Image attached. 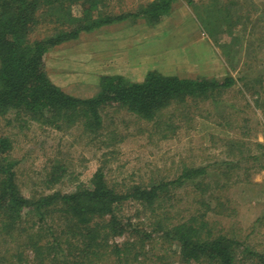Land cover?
I'll return each instance as SVG.
<instances>
[{
    "label": "trees",
    "instance_id": "obj_1",
    "mask_svg": "<svg viewBox=\"0 0 264 264\" xmlns=\"http://www.w3.org/2000/svg\"><path fill=\"white\" fill-rule=\"evenodd\" d=\"M122 1L0 0V117L13 114L22 122L56 131L80 128L93 137L103 130L102 114L108 110H122L155 129L162 123L167 129H177L178 122L195 111L211 119V109L203 111L201 105L220 103L244 73L221 81L157 71H149L135 82L120 75L101 76L98 92L89 98L74 97L50 80L45 66L50 50L80 33L128 17L157 23L169 14L173 0H147L131 13L115 16L102 13L110 2ZM185 2L192 5L195 0ZM263 78L258 77L260 89L251 101L243 97L244 110L255 112L258 104L264 103ZM241 88L253 90L246 83ZM261 108L264 110V105ZM239 112L240 108L227 109L219 116L231 126L229 117ZM222 146L226 159L218 164L217 174L210 173V165L191 166L183 167L172 180L117 186L99 167L86 183L61 192L54 189L61 176L56 173L59 168L52 167L43 176L44 189L24 193L17 163L10 157L12 141L0 130V264H168L170 257L176 264H246L249 258L264 264V254L249 249L235 232L217 229L219 224L208 217L213 207L217 215L223 213L222 200H229L215 192L222 193L264 170V143L242 137L225 140ZM210 177L214 179L207 182ZM187 184L195 195L194 206L188 216H182L175 203L169 202L175 197L173 191ZM126 202L140 206L136 215L138 219L147 216L143 224L150 228L148 232L121 214ZM118 237L124 239L118 242Z\"/></svg>",
    "mask_w": 264,
    "mask_h": 264
},
{
    "label": "rangeland",
    "instance_id": "obj_2",
    "mask_svg": "<svg viewBox=\"0 0 264 264\" xmlns=\"http://www.w3.org/2000/svg\"><path fill=\"white\" fill-rule=\"evenodd\" d=\"M146 1L110 2L102 13H131ZM171 5L169 14L157 23L128 17L80 33L76 39L50 50L45 55L50 80L74 97L89 98L98 92L101 76L120 75L135 82L149 71H157L180 78L221 81L229 75L240 78L244 73L242 81L236 82V91L214 106L201 105L203 111L211 109V119L195 111L190 120L185 117L178 122L177 129H167L164 123L155 129L122 110L102 114L103 130L96 137L82 133L80 128L56 131L31 121L25 123L13 114L0 117L1 132L12 141L10 157L17 163L24 193L44 189L43 176L52 167L59 168L56 173L61 176L54 189L61 192L86 183L99 167L117 186L172 180L183 167L191 166L210 165V173L217 174L218 164L226 159L222 146L225 140L244 137L245 141L264 143V103L258 104L255 112L241 107L245 104L243 97L250 100L260 89L258 77L264 76V0H195L192 5L173 0ZM72 13L76 15L75 10ZM245 83L253 90L242 89ZM261 96L264 101V90ZM239 108L237 115L229 117L231 126L221 120L219 112ZM252 151L261 153L259 149ZM192 191L189 184L173 191L175 197L169 203H175L182 216H188L194 206ZM220 194L229 199V205L222 200L226 207L223 213L217 215L213 207L209 219L219 224L217 229L235 232L253 252L264 254V170L222 193L215 192L217 197ZM139 209L138 204L126 202L121 214L148 232L150 228L143 224L147 216L138 219L136 215ZM123 239L116 238L118 242ZM167 262L176 264L174 257ZM245 263L260 264L257 258Z\"/></svg>",
    "mask_w": 264,
    "mask_h": 264
}]
</instances>
